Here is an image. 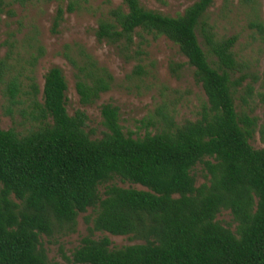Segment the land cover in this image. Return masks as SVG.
Wrapping results in <instances>:
<instances>
[{"label":"trees","instance_id":"1","mask_svg":"<svg viewBox=\"0 0 264 264\" xmlns=\"http://www.w3.org/2000/svg\"><path fill=\"white\" fill-rule=\"evenodd\" d=\"M119 1L98 20L97 40L137 59L145 35L166 38L193 68L206 106L181 124L159 110L140 121L145 131L137 136L124 132L117 107L102 105L105 132L92 139L85 113H67L62 71L50 68L40 91L15 64V41H4L1 109L12 126L0 127V264H48L42 239L73 233L88 209L90 226L66 259L70 264H264V148L251 146L257 119L242 108L253 96L252 85L242 84L258 79L234 51L238 37L220 35L210 21L214 0H197L175 17L147 10L139 0ZM241 4L256 13V0ZM6 6L0 0V14ZM63 14L59 8L54 28ZM250 26L263 40L256 14ZM43 53L38 46L33 63ZM80 53V65L69 62L79 102L88 106L110 90L112 76ZM143 73L137 65L134 74ZM259 133L264 143V122ZM198 164L207 178L200 186L192 174ZM115 178L144 190L118 187ZM221 211L231 214L233 231L216 220ZM96 233L141 243L111 248Z\"/></svg>","mask_w":264,"mask_h":264},{"label":"rangeland","instance_id":"2","mask_svg":"<svg viewBox=\"0 0 264 264\" xmlns=\"http://www.w3.org/2000/svg\"><path fill=\"white\" fill-rule=\"evenodd\" d=\"M196 1L139 0L143 8L170 17L182 14ZM241 1L214 0L208 16L216 24L220 35L238 37L234 51L250 66V74L258 79L252 83L250 78L242 84L245 87L250 83L253 87L252 98L242 108L257 119V130L250 144L255 149H261L264 148L259 133V127L264 122V39L250 25L255 14L264 23V0H256L254 15L242 6ZM5 3L7 6L0 14V58L7 52L4 41L12 37L16 43L15 64L23 71V75L33 77L40 91L45 73L52 67L59 68L67 83V113L70 116L76 111L85 113L86 131L92 139L100 138L105 132L100 113L102 105L111 104L117 107L124 132L137 136L143 135L145 131L140 121L149 116L156 117L159 110L172 114L175 122L181 124L187 120H196L206 106V97L201 85L194 79L193 68L186 64V59L166 38L145 35L146 43L142 48L144 54L137 59L122 54L118 45L97 40L95 31L98 20L106 17L110 10L121 6L119 0H5ZM68 7L72 9L71 12L67 11ZM59 8L64 14L57 28H54L53 22ZM199 43L201 44L200 39ZM38 46L43 48L44 53L33 63L32 57L36 56ZM81 50L92 57L98 66L106 68L112 76L110 90L88 106L79 102L75 90L77 71L69 62L72 59L80 65ZM137 65L142 67V75L134 74ZM22 81L27 84L26 80ZM242 92L240 89L239 94ZM40 96L39 94L38 97ZM4 104L0 93V127L6 130L12 126V121L2 113L1 106ZM15 120L20 119L15 116ZM192 174L196 186L207 182L201 165H196ZM111 183L121 188L144 190L139 185L123 182L119 178ZM99 191L102 195L103 187ZM92 214L91 209L79 214L73 233L42 239L48 264H70L66 259H70L80 240L87 235L89 217ZM216 220L224 227L234 230L232 216L228 211H221ZM101 237L110 240L111 248L141 243L127 236L95 234V238Z\"/></svg>","mask_w":264,"mask_h":264}]
</instances>
